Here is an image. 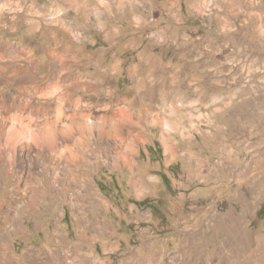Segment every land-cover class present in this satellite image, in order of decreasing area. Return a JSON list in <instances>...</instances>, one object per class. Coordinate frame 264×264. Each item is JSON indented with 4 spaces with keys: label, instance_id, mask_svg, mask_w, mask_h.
Instances as JSON below:
<instances>
[{
    "label": "rangeland",
    "instance_id": "1",
    "mask_svg": "<svg viewBox=\"0 0 264 264\" xmlns=\"http://www.w3.org/2000/svg\"><path fill=\"white\" fill-rule=\"evenodd\" d=\"M18 51L66 64L43 65L59 88L26 91L24 121L54 119L62 101L64 114L81 107L94 128L87 163L69 165L89 182L67 173L48 184L49 156L46 197L23 214L27 235L0 250V262L256 264L264 254V0H0V57ZM113 112L134 125L132 134L123 126L124 141L113 136ZM3 159L0 214L18 201L20 168L9 171ZM44 159L25 167L26 179Z\"/></svg>",
    "mask_w": 264,
    "mask_h": 264
},
{
    "label": "bare ground",
    "instance_id": "2",
    "mask_svg": "<svg viewBox=\"0 0 264 264\" xmlns=\"http://www.w3.org/2000/svg\"><path fill=\"white\" fill-rule=\"evenodd\" d=\"M76 102H78V101H76ZM58 103H60V104H58L59 106L54 107L55 109L53 108L55 111L54 113H56L55 117L53 116L54 119H49V117H48L45 119L43 118L44 120H42L41 118H39V119H41L39 124H37L38 122L33 123L34 121H33V119H31L32 116H31L30 120L28 121V123L26 121H24L25 118L23 115H21L20 112H23L25 109L28 108V105H26V103H24V102H1V104H0V136L3 137L2 139L0 138V159L4 158L2 161L8 167H10V168H8L9 171H12L14 166H16V165L20 167L19 170H17L16 174L14 175L15 181H16L14 186L17 189V192H16L17 194H15V195H17L16 197H17L18 201L10 203V202H8L9 200H7L8 208L7 209L3 208V210L1 211V214H0V220L2 221V223H0V250L4 249L6 247L8 248L10 246L11 240H13V238L15 236L21 235L22 237H25L27 235L26 230H25L26 227L23 225V222H24L23 214L26 212L32 211V210L36 211L37 209H35V208H36V206L39 205L38 204L39 200H41L42 197H46L45 194L43 195L41 193L40 185L44 184L45 179L43 177V174H44L45 170L50 166L49 165L50 164V162H49L50 157L49 156L56 154L55 162L50 167L51 172H50V178H49L48 184H53L54 182L58 181L57 179H59L60 176L67 174V173H68L69 178H71V179H76V181H80L81 183H84V184H87L89 182V180L87 178L88 176L85 174V172L76 174L74 172V169L71 168L69 165L70 164L76 165L77 161H78V163L80 162V164H83V165H85L87 163V160H85V150H86V146L89 145V140L87 137H85V134L87 132L88 133L92 132L91 129L94 128V122H91V120L89 121L87 119V117L89 115H87L86 111L80 110L79 108H81V107L76 108L74 111H73V109H70L73 111V113L71 112L70 115H66L62 112V105H63L62 103L63 102L60 101ZM66 106H67V104H66ZM45 108H47V107H45ZM65 109H67V108H65ZM32 110H34V109H32ZM38 111H40V110H38V108H37V112ZM45 111H47V109H44L42 113H44ZM37 112H33V113H37ZM67 112H68V110H67ZM39 114H40V112H39ZM122 114H123V112H122ZM31 115H32V113H31ZM114 115L118 119L115 120V121H117V126H116V129L114 131L115 133L113 136H115V137L118 136L119 139L121 138V140L124 141V139H125L124 133L126 131H123V126L127 122L128 127H129V129L127 128L128 129L127 133L132 134L133 133L132 129H133L134 125H133L131 119H128L129 117L126 118V116L121 115L119 112H113V116ZM42 116L44 117L43 114H42ZM103 119H105V118H103ZM67 120H69V123L65 122ZM113 120H114V118H113ZM19 124L21 126L25 125L29 129L30 128L31 129L32 128H34V129L40 128L39 129L40 131H41V128L43 129L44 127H48V128L49 127H58V125H60V126L63 125L64 128H62L59 131V133L61 134V138H59V135L57 136V134L55 133L57 128H54V129H51V130H53L52 131L53 133L52 132L47 133L46 135L42 136L43 140H40L41 138H38L39 139V141H38L37 138H34L33 140L31 139L32 141H28L26 139L27 137L24 138L22 133L21 134L19 133V135H18V133H17L18 129H16V126ZM96 124H98V123H95V125ZM60 126H59V128H60ZM51 130H49V131L47 130V131L50 132ZM97 130H99L98 131L99 138H102L101 136L104 137V133L100 131V127H97ZM74 131H78L77 134L79 133V135H81V137L79 136V137L75 138L73 136ZM29 133H31V132H29ZM89 134H88V136H90ZM39 136H41V135H39ZM39 145H42L43 147L46 146L47 149H45V147L44 148L39 147ZM125 146H126L125 150H127V153H128V151L131 152V150L133 149L132 142L127 143V145H125ZM26 150H27V152H26ZM47 150H48V152H47ZM9 151L11 152L10 154H8ZM49 153H50V155H49ZM41 155L45 156L44 166H42L43 168L41 170L39 169L40 171L35 170V171L30 172L28 175V176H30L29 179H26V175H25V171H24L25 167L26 166H29L30 168L34 167V165L37 162H39ZM124 157H126V156H124ZM26 159H28V160L26 161ZM41 162H42V160H41ZM27 163H28V165H27ZM68 168H70V169H68ZM20 169H22V170H20ZM52 169H54L55 174L52 172ZM23 182H24V187L22 186ZM28 187H30V194L26 195L25 191ZM37 200H38V202H37ZM19 202L22 203V206L20 208L17 207V203H19ZM5 203H6V201H5ZM16 212H18V213H16ZM1 226H3V227L6 226L7 230L2 232ZM258 251H260V253L261 252L264 253V237L262 238V242L260 243V246L258 247ZM252 254L254 255V253H252ZM11 259H12L11 256H5L4 260H6V261H1L0 264H4L5 262H10ZM256 264H264V254L262 255V257L259 260H257Z\"/></svg>",
    "mask_w": 264,
    "mask_h": 264
},
{
    "label": "crops",
    "instance_id": "3",
    "mask_svg": "<svg viewBox=\"0 0 264 264\" xmlns=\"http://www.w3.org/2000/svg\"><path fill=\"white\" fill-rule=\"evenodd\" d=\"M7 2L8 1L3 2L2 5L4 4L8 6L9 3ZM50 5L53 10H57L56 9L57 6L55 3L54 4L51 3ZM33 7L36 11H39V13L34 14L33 20L37 22H41L43 13H40L41 10L40 5L34 4ZM33 28L34 29L32 30V32L34 33L36 31V27L33 26ZM30 31L31 29L28 28L25 31V33H30ZM47 54H48L47 56L42 57L40 55L33 56V54H26L25 52L18 51V52H11L4 57L3 56L0 57V87L2 90L9 92L8 94L4 93L1 95L0 102H24L23 99H21V96L25 94L26 91L37 93V91L54 90L59 88V86L54 85L58 82L57 79L55 77L54 80L50 79L48 76L50 73L48 72L44 73L42 68L43 65H48L51 67H58L56 71H60V69L66 66V64L63 65L64 62H62L60 58L52 57V55L50 56V53ZM44 58L50 59L52 62L51 63L45 62V64H43L42 60ZM57 59H59V62ZM115 69L116 67L113 68V71H115ZM56 75L57 74H55L54 76ZM62 82L63 81L59 83ZM12 92L15 93L13 94ZM20 128L21 129L18 128V130L20 131V134L22 133L23 136H26L25 135L26 131H29L31 132V133L27 132L29 135L37 133V135L38 134L41 135L39 137H42L46 135L49 130L57 127H49L50 129L48 127H44L43 129L41 128V131L39 130L40 128L29 129L25 125ZM19 131H17L18 134ZM132 150L131 153L134 152V147ZM130 165L129 166L126 165V166L132 167Z\"/></svg>",
    "mask_w": 264,
    "mask_h": 264
}]
</instances>
